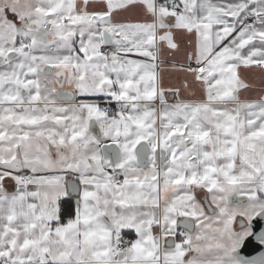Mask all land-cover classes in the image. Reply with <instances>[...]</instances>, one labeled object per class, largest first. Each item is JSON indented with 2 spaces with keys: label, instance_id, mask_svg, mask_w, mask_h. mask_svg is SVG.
<instances>
[{
  "label": "snow or ice",
  "instance_id": "6c2138e0",
  "mask_svg": "<svg viewBox=\"0 0 264 264\" xmlns=\"http://www.w3.org/2000/svg\"><path fill=\"white\" fill-rule=\"evenodd\" d=\"M249 71L264 0H0V264H264Z\"/></svg>",
  "mask_w": 264,
  "mask_h": 264
},
{
  "label": "crops",
  "instance_id": "0c3cea01",
  "mask_svg": "<svg viewBox=\"0 0 264 264\" xmlns=\"http://www.w3.org/2000/svg\"><path fill=\"white\" fill-rule=\"evenodd\" d=\"M178 40L181 43V48L183 49L185 38L178 37ZM176 62L183 63L182 54L170 55L167 58L166 64L163 66L161 77H162V84L165 87H169L172 85H179L181 81L184 79V74L174 72L168 66L169 63H176ZM243 74L247 78L248 82H250L255 86L253 91L249 93L250 97H255L257 93H259L260 90L264 88V80L261 79V73H259L258 71H249V72H244Z\"/></svg>",
  "mask_w": 264,
  "mask_h": 264
},
{
  "label": "water",
  "instance_id": "95a60500",
  "mask_svg": "<svg viewBox=\"0 0 264 264\" xmlns=\"http://www.w3.org/2000/svg\"><path fill=\"white\" fill-rule=\"evenodd\" d=\"M254 223H255L257 229L260 228L261 226H264V222H254ZM254 230H255V229H254ZM248 251H249V252L251 253V255H253V256L258 255V252L253 251L251 246H249Z\"/></svg>",
  "mask_w": 264,
  "mask_h": 264
}]
</instances>
